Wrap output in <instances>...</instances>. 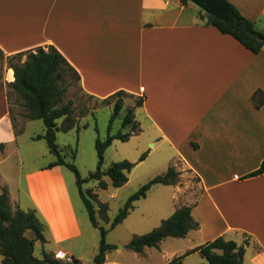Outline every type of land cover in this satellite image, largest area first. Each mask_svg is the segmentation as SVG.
<instances>
[{
    "label": "crops",
    "instance_id": "obj_1",
    "mask_svg": "<svg viewBox=\"0 0 264 264\" xmlns=\"http://www.w3.org/2000/svg\"><path fill=\"white\" fill-rule=\"evenodd\" d=\"M228 1L264 30V0ZM45 45L54 46L75 69L83 95L103 100L121 90L135 101L143 99L134 107L137 134L149 148L143 160L154 152L166 155L164 163L179 172L177 182L166 185L172 191L169 214L190 206L198 223L178 238L186 244L177 252L162 248L166 237L157 247L134 251L133 262L111 259L112 249L101 264H151L139 259L148 248L165 254L169 264L217 236L247 241L243 264H264V173L246 177L264 159V47L253 53L206 25L193 2L0 0V53L6 60ZM13 79L10 67L2 70L0 142L6 144L16 137L6 87ZM48 164L24 175L27 209H35L45 227L42 255L33 254L63 253L82 263L75 246H82L84 231L63 165ZM187 177L189 183L182 185ZM2 187L12 210L21 208L18 189L0 173V192ZM200 257L199 264H205ZM2 259L0 254V264Z\"/></svg>",
    "mask_w": 264,
    "mask_h": 264
},
{
    "label": "trees",
    "instance_id": "obj_2",
    "mask_svg": "<svg viewBox=\"0 0 264 264\" xmlns=\"http://www.w3.org/2000/svg\"><path fill=\"white\" fill-rule=\"evenodd\" d=\"M179 1L182 4L188 2L196 4L202 13L206 25L214 26L221 33L231 35L251 52L258 53L264 47V30L258 29L255 23L244 17L230 1ZM8 63L13 71L14 79L6 85L7 96L12 91L22 99L23 106L26 110L25 116L29 120H42L45 131L42 134L33 136V139L45 140L48 151L55 156L56 159L50 162L48 167L64 165L74 172L79 193L87 209L90 222L92 226L100 229L101 239L98 252L93 258V264H101L105 260L106 252L116 248L114 244L107 243L105 240L108 230L113 229L121 223L132 209L133 202L145 197L154 184H175L178 180L179 172L173 166H169L165 173L154 176L127 199L112 219L108 229L100 226L93 203L88 198L96 199L97 194L91 189H87V197L81 185L90 179H95L98 180L99 187L106 188L107 183L102 179L104 174L110 178L111 184L115 187H120L127 182V174L134 167V162L124 159L113 162L106 170H102L101 167L104 161L105 150L111 145L114 139L127 141L130 136L139 132L138 124L134 119V107L140 106L143 103V99L138 98L135 101V105L128 107L122 117V129L128 128V130H119L115 133H111L110 130L112 122L119 115L123 107L124 92L120 90L103 99L107 100L117 96L108 124V133L104 139L97 138L95 141V149L98 157L97 167L87 178H82L76 166L61 156L55 142V134L57 131L67 132L75 127L72 118V101L68 100L61 106L60 103L68 86V84L64 83L66 76L72 75L73 79L78 82L79 75L66 58L52 45L36 46L18 52L8 57ZM257 94L258 92H254L252 96L253 100ZM8 102L9 115L14 128L10 111V101L8 100ZM59 118H63L64 123L58 129L56 121ZM4 147L5 143L0 142V152L4 150ZM145 156L146 153H143L140 156V160H143ZM262 173H264V159L246 177ZM100 208H107V204L100 203ZM105 220L108 221V218L106 217ZM197 227L198 223L191 214V207L184 205L175 209L156 228L144 234L133 235L126 247L135 252H142L145 247H157L166 237H185L190 230L196 229ZM44 229V224L38 218L35 209L24 210L17 208L13 211L9 202L7 188H1L0 254L3 256L2 264H70L57 258L52 252L44 253L42 258H38L33 254L35 241L45 242ZM27 231L32 232V238L26 235ZM246 245L247 241L238 244L232 239L217 236L213 240L207 241L185 251L181 255L173 257L169 264H180L183 257L195 251H198L206 259L208 264H243ZM72 259L75 262L78 261L74 257Z\"/></svg>",
    "mask_w": 264,
    "mask_h": 264
},
{
    "label": "rangeland",
    "instance_id": "obj_3",
    "mask_svg": "<svg viewBox=\"0 0 264 264\" xmlns=\"http://www.w3.org/2000/svg\"><path fill=\"white\" fill-rule=\"evenodd\" d=\"M7 67H9L8 58L6 60L3 54L0 53V79L2 77V70H5ZM64 83L68 84V86L66 87L60 106L64 105L68 100L72 101V118L75 127L67 132L57 131L55 142L61 156L76 166L82 178H87L97 167L98 157L95 141L97 138L104 139L108 133V124L117 96L107 100H97L87 97L81 93L78 82L73 79L72 75L66 76ZM1 85L3 86V82L0 81ZM123 99V107L119 115L112 122L111 133L119 130H128V128L122 129V117L126 109L135 101V98L124 94ZM9 101L16 137L10 143L6 144L4 142L5 147L2 153H0V160L6 155L8 156L6 160L0 163V173L11 179L14 191H16L15 189L19 191L21 208L27 209L30 207V204L25 193V173L32 167L46 165L56 158L48 151L45 140L33 139V136L42 134L45 131L42 120L36 119L27 123L29 119L25 116L26 110L23 106V101L12 91L9 94ZM137 117H140L139 112H137ZM63 123V118L57 119L56 124L58 129L63 126ZM148 150L149 148L146 146L144 139L137 133L130 136L127 141L114 139L105 150L101 168L102 170H106L113 162L124 159L134 162V167L127 175V182L120 187H115L111 184L110 178L104 174L102 179L107 183L106 188L99 187L98 180L95 179L82 183L81 188L85 193L87 189H91L97 194L96 199L88 197L87 193L86 196L93 203L100 226L108 229L114 216L133 193L154 176L166 172L169 165L164 163L165 154L154 152L147 156L145 160H140V156L143 153L147 155ZM63 170L76 213L84 231L83 239L86 241L81 244V247L79 244L75 247L80 248L83 264H93V257L98 252L100 244V229L92 226L90 222L87 209L79 193L74 172L64 165ZM189 181L188 177L184 178L181 184L186 185ZM171 195V187L157 184L150 189L145 198L135 201L134 209L131 210L130 214L113 229H109L106 234V242L116 246L110 255L111 259L122 260L124 262H133L135 260L134 251L126 247L127 243L133 235L149 232L162 219L170 215L168 206L172 202ZM100 203H106L107 208L101 209ZM106 217L108 221L105 220ZM26 235L30 236L32 233L27 231ZM165 240L162 243V248L166 249L168 254L181 250L186 244L179 241L180 239L173 237ZM42 246V243L36 242L34 253L38 257L42 255ZM200 258V255H192L184 259V261L181 260V264H199ZM139 259L142 262L149 261L151 264H164L165 254L159 253L155 248H148L147 256L139 257ZM203 261L205 264H208L205 259Z\"/></svg>",
    "mask_w": 264,
    "mask_h": 264
},
{
    "label": "built area",
    "instance_id": "obj_4",
    "mask_svg": "<svg viewBox=\"0 0 264 264\" xmlns=\"http://www.w3.org/2000/svg\"><path fill=\"white\" fill-rule=\"evenodd\" d=\"M56 257L59 258V259H61V260H63V261H65V262H68L70 264H82L79 261H77V262L73 261V259H72L71 256H68V255L63 254V253L57 254Z\"/></svg>",
    "mask_w": 264,
    "mask_h": 264
}]
</instances>
